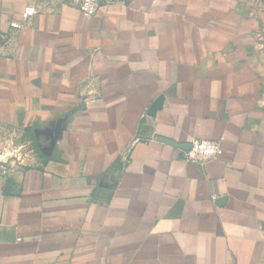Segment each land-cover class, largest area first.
Listing matches in <instances>:
<instances>
[{"label": "crops", "instance_id": "1", "mask_svg": "<svg viewBox=\"0 0 264 264\" xmlns=\"http://www.w3.org/2000/svg\"><path fill=\"white\" fill-rule=\"evenodd\" d=\"M0 35V264H264V0H0Z\"/></svg>", "mask_w": 264, "mask_h": 264}, {"label": "built area", "instance_id": "2", "mask_svg": "<svg viewBox=\"0 0 264 264\" xmlns=\"http://www.w3.org/2000/svg\"><path fill=\"white\" fill-rule=\"evenodd\" d=\"M81 12L93 15L101 7L107 6L119 0H75ZM35 13L33 6H26L20 14V18L10 23L12 28H21L26 21ZM0 38H3L0 35ZM223 138L215 140L192 139L190 148L183 152V160L187 163L202 164L205 161L217 157L221 153Z\"/></svg>", "mask_w": 264, "mask_h": 264}, {"label": "water", "instance_id": "3", "mask_svg": "<svg viewBox=\"0 0 264 264\" xmlns=\"http://www.w3.org/2000/svg\"><path fill=\"white\" fill-rule=\"evenodd\" d=\"M162 104V98L156 99L151 106L149 107L148 113L149 114H155V112L161 107ZM59 128H60V121L57 122L55 128L52 131H45V130H34V138L36 142L37 149L43 154V155H49L53 148V142L54 138H56L59 134ZM160 140L170 143L175 146H179L173 141H170L169 139H165L163 137H159ZM190 148V144L188 145ZM107 177L104 176L101 181L98 183V190L96 195L104 198H109L112 193V188L114 186L113 184L106 183Z\"/></svg>", "mask_w": 264, "mask_h": 264}, {"label": "rangeland", "instance_id": "4", "mask_svg": "<svg viewBox=\"0 0 264 264\" xmlns=\"http://www.w3.org/2000/svg\"><path fill=\"white\" fill-rule=\"evenodd\" d=\"M13 138H15V136L12 137V138L9 137V139L7 141V144L4 146V148H3L2 152H1V154H3L6 157V159H8V158L11 159L15 155V151L14 150L16 149V147L19 146L20 144H22L23 141H24V139H21V138L18 137V139H17L18 143H15ZM29 147L31 148V146H29Z\"/></svg>", "mask_w": 264, "mask_h": 264}]
</instances>
